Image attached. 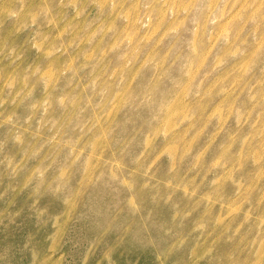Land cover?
<instances>
[{
    "label": "rangeland",
    "instance_id": "374dc122",
    "mask_svg": "<svg viewBox=\"0 0 264 264\" xmlns=\"http://www.w3.org/2000/svg\"><path fill=\"white\" fill-rule=\"evenodd\" d=\"M0 264H264V0H0Z\"/></svg>",
    "mask_w": 264,
    "mask_h": 264
}]
</instances>
